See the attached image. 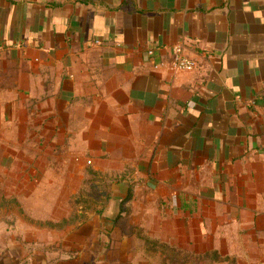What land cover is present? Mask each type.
Wrapping results in <instances>:
<instances>
[{"label":"crops","instance_id":"obj_1","mask_svg":"<svg viewBox=\"0 0 264 264\" xmlns=\"http://www.w3.org/2000/svg\"><path fill=\"white\" fill-rule=\"evenodd\" d=\"M176 46L194 69H170ZM0 54L93 157L191 174L180 218L200 239L207 222L246 229L264 261V0H0ZM81 245L94 253L90 237ZM211 247L198 251L224 253ZM75 256L60 264H110Z\"/></svg>","mask_w":264,"mask_h":264},{"label":"rangeland","instance_id":"obj_2","mask_svg":"<svg viewBox=\"0 0 264 264\" xmlns=\"http://www.w3.org/2000/svg\"><path fill=\"white\" fill-rule=\"evenodd\" d=\"M17 69L18 62L2 60L0 54L2 262L60 264L74 252L83 260L110 264H264L252 253L251 243L245 241L244 246L237 236L246 229L234 223L207 222L200 239L195 232L198 223L180 218L177 200L182 194L186 197V189L193 184L191 174L172 178L137 173L133 164L93 157L87 144L70 133L71 127L58 125L51 109L37 104L44 95L24 91ZM100 161L103 168L120 167L122 172H104L96 167ZM130 185L132 201L121 208L119 202ZM170 199L174 201L167 204ZM129 206L133 214L127 218V232L111 236L113 217ZM165 218L170 222H164ZM228 233L234 234L230 244L234 242L237 252H225ZM70 235L74 243H80L74 249L66 245ZM89 237L94 253L82 250L81 243ZM122 243L130 245V252ZM211 245L224 253L198 251Z\"/></svg>","mask_w":264,"mask_h":264},{"label":"built area","instance_id":"obj_3","mask_svg":"<svg viewBox=\"0 0 264 264\" xmlns=\"http://www.w3.org/2000/svg\"><path fill=\"white\" fill-rule=\"evenodd\" d=\"M173 52H174V59L170 65L171 70L183 71V70L194 69L196 62L185 53L183 47L176 46Z\"/></svg>","mask_w":264,"mask_h":264},{"label":"trees","instance_id":"obj_4","mask_svg":"<svg viewBox=\"0 0 264 264\" xmlns=\"http://www.w3.org/2000/svg\"><path fill=\"white\" fill-rule=\"evenodd\" d=\"M132 198H133V186L130 185L128 187L126 197L119 202L120 207L122 208L126 203L130 202ZM123 210L126 211L125 214L123 213ZM123 210L120 209V212L117 213L116 217L112 220V223L114 227L120 224L122 231L127 232L126 223H127V218L129 217L131 213V208L126 207V209H123Z\"/></svg>","mask_w":264,"mask_h":264}]
</instances>
